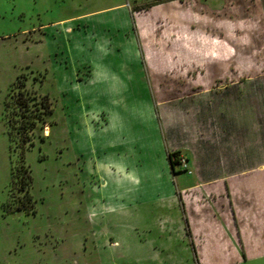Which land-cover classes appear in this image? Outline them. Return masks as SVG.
Instances as JSON below:
<instances>
[{
	"label": "rangeland",
	"instance_id": "rangeland-1",
	"mask_svg": "<svg viewBox=\"0 0 264 264\" xmlns=\"http://www.w3.org/2000/svg\"><path fill=\"white\" fill-rule=\"evenodd\" d=\"M152 2L0 0V264H195L188 248L158 239L154 220L139 216L176 209L141 202L159 182L143 176L135 141L149 136L159 153L166 144L153 109L166 130L163 108L196 139L199 106L220 120L209 119L208 135L222 137L220 111L235 130L254 129V113L264 114V0H172L140 10ZM22 76L53 107L24 152L30 214L4 209L23 193L12 176L19 149L9 147L2 118ZM173 139L167 150L184 158L188 142ZM248 139L242 156H256ZM215 154L214 172L229 156L218 147ZM258 155L264 160V146ZM247 252L245 262L228 264H264V254Z\"/></svg>",
	"mask_w": 264,
	"mask_h": 264
},
{
	"label": "crops",
	"instance_id": "crops-1",
	"mask_svg": "<svg viewBox=\"0 0 264 264\" xmlns=\"http://www.w3.org/2000/svg\"><path fill=\"white\" fill-rule=\"evenodd\" d=\"M203 98L202 101H207H201L204 108L208 106L211 109L208 96ZM198 108L203 110L195 117L199 124L203 123L202 126L199 125L198 130L207 133L196 132L197 139L187 135L180 122L168 121L165 108L162 114L165 115L164 120L169 127L167 130L159 122L153 109L154 119L158 122V132L160 130L166 137V144L164 141L160 143V153L155 146L156 142L149 136L148 142H143L139 134L134 136L133 140L139 138L135 142L144 149L141 163L143 176L147 182H159L142 190L141 202H161L162 209H176L175 212L164 214L166 217H162L163 213L155 214L153 210L151 215L149 212H141L139 216L144 214L145 219L150 216L154 220L156 225L152 226L158 229V239L162 237L172 245L180 243L185 247L184 251L188 248L194 255L195 264L196 257L202 264H211L213 260L223 262L218 264L245 262L248 258L247 250H252L257 255L264 254V160L258 155L264 146V124L261 122L264 114L260 115V111L254 113V129L248 133L240 128L235 130L233 121L232 128L226 120L225 112L220 111L223 126L222 132H219L222 137H219L213 132L214 129L211 135H208L207 130L209 119L219 120L213 115L216 113L203 109L202 106ZM228 125L231 128H227ZM245 134H249L248 146L256 156H242ZM173 135V140H182L183 144L188 142L190 148L184 155L185 165H176L172 169L168 154L179 152L180 156L183 155L178 150H167ZM203 135L204 138H201ZM216 147L226 150L229 156L225 157L220 170L214 172L219 168L213 159L216 156ZM245 158L248 162L246 164ZM250 160L255 164L249 163ZM152 188L160 192L155 193ZM166 220L170 224L162 223ZM187 225L191 234L187 233ZM169 257V260L174 258Z\"/></svg>",
	"mask_w": 264,
	"mask_h": 264
},
{
	"label": "trees",
	"instance_id": "trees-1",
	"mask_svg": "<svg viewBox=\"0 0 264 264\" xmlns=\"http://www.w3.org/2000/svg\"><path fill=\"white\" fill-rule=\"evenodd\" d=\"M168 1L172 0H153L152 3L141 7L140 10L149 9L152 6ZM26 80L24 76L18 78L3 101L2 118L7 128L9 147L12 148L11 144L14 143V149H19L16 169L12 176L15 179L14 185L16 189L19 192H23L14 202L5 203V212L9 213L23 211L26 214H30L35 211L31 193L33 178L28 166L24 163V152L34 146L33 135L37 125L43 124L46 117L53 112L49 96L47 94L41 95L37 91L29 89L26 85ZM168 158L172 169L176 165H183L186 161L185 158L180 156L179 152L169 153Z\"/></svg>",
	"mask_w": 264,
	"mask_h": 264
}]
</instances>
